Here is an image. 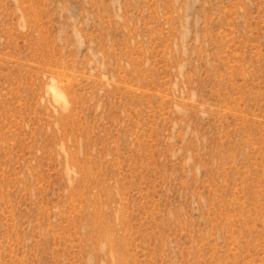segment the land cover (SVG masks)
Listing matches in <instances>:
<instances>
[{
    "label": "rangeland",
    "instance_id": "rangeland-1",
    "mask_svg": "<svg viewBox=\"0 0 264 264\" xmlns=\"http://www.w3.org/2000/svg\"><path fill=\"white\" fill-rule=\"evenodd\" d=\"M0 264H264V0H0Z\"/></svg>",
    "mask_w": 264,
    "mask_h": 264
}]
</instances>
